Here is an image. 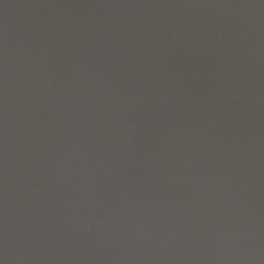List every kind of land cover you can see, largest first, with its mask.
I'll list each match as a JSON object with an SVG mask.
<instances>
[{
	"label": "water",
	"instance_id": "obj_1",
	"mask_svg": "<svg viewBox=\"0 0 264 264\" xmlns=\"http://www.w3.org/2000/svg\"><path fill=\"white\" fill-rule=\"evenodd\" d=\"M0 264H264V89L166 0H0Z\"/></svg>",
	"mask_w": 264,
	"mask_h": 264
}]
</instances>
